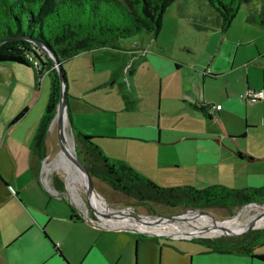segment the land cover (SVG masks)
Returning <instances> with one entry per match:
<instances>
[{
  "label": "crops",
  "instance_id": "1",
  "mask_svg": "<svg viewBox=\"0 0 264 264\" xmlns=\"http://www.w3.org/2000/svg\"><path fill=\"white\" fill-rule=\"evenodd\" d=\"M240 11L223 33L217 16L211 20L191 10L180 18L171 10L155 39L141 37V43L126 52L120 46L105 48L123 53L124 64L117 63L109 75L121 86L122 71L131 73L133 66L147 60L160 78L157 93L151 91L142 98L129 89L121 90L118 112L132 111L136 102L144 100L151 113L145 122L123 123L106 137L141 144L190 143L185 152L188 160L203 171L219 168L223 160L232 166L246 160L254 173L246 179L248 188L264 187V135L257 134L264 132V29L246 20L249 11L256 15L255 6ZM162 31L165 34L159 39ZM175 50L186 55L173 56ZM129 57L131 65L125 68ZM182 69L186 76L181 71L180 83L170 90L164 77ZM247 91H261L263 98L249 100ZM71 112L72 108V124ZM113 114L117 119L116 111ZM176 117L185 124L168 123ZM75 126L72 124L77 131L94 136L93 141L103 137L96 127ZM32 137L23 142V153L16 151L14 141H8L10 147L0 146V264H264L257 256L264 253V243L250 254L225 252L204 248L198 240L145 237L142 232L111 229L83 218L79 210L72 211L74 205L64 195V175L60 177L53 169L48 172L44 167L47 155L42 160L33 155ZM241 142L257 147H242ZM182 156L178 153L175 160ZM125 164L151 178L131 158H125ZM53 176L62 180L63 192L54 187Z\"/></svg>",
  "mask_w": 264,
  "mask_h": 264
},
{
  "label": "rangeland",
  "instance_id": "2",
  "mask_svg": "<svg viewBox=\"0 0 264 264\" xmlns=\"http://www.w3.org/2000/svg\"><path fill=\"white\" fill-rule=\"evenodd\" d=\"M184 1L185 0H183V2ZM256 1L257 0H252L249 6H255ZM195 3L198 4L200 11H202L205 18L213 20L216 14L213 8L208 4L207 0H197ZM175 8L176 4H172L166 9L162 23L167 22V16L171 10H173L175 15ZM245 8L246 6L242 5L240 10H244ZM163 34H165L164 31L160 34L159 39L163 38ZM141 37L144 39H152L151 35L141 32L135 36L122 40L120 43L121 49H125L126 52V50H128L133 44L141 43ZM122 54V52L117 54L111 50L99 49L78 54L62 63L66 79V92L68 96L67 105L70 107L69 110L72 108L73 111L71 112V117H73L72 124L74 127L76 128L75 124L85 130H90L91 128L96 127L101 133H103V137L95 139L93 143H95V145H97L108 158L124 163L125 158H131L133 162L141 166L142 171L149 175L152 180L148 179L158 187L176 188L190 186L200 190L208 186L223 185L230 188L248 189L249 185L246 183V179L253 178L254 173L253 170L248 167L250 165L246 163V160H241L238 164L234 163L233 166L223 160L219 168L203 171L202 169L192 166V163L189 161L190 159L188 160V155L185 152H187V148L190 147V143H184L179 146L162 144L161 142L160 144L162 145L153 143L141 144L127 142L120 138L111 139L106 137L107 133L111 132L115 127H121L123 123H125L126 126L128 123L137 124L145 122L148 120V113H151V110H148L146 107L144 100H141L136 103L134 102L136 106L132 111L123 113L125 120H122L123 114L118 112L119 109L122 108V103H120L121 90L123 92L129 89V91H133L134 94L142 98V96L148 92L151 93V91H155L157 93V89L160 88V78L155 71L151 60L133 66L131 73H126L125 70L124 72L122 71V79L120 78L119 81H122L123 86L114 82L109 75L111 74L112 69L116 67L117 63L121 62V64H124ZM175 55L183 57L186 53L182 50H175L173 56ZM151 59L153 61V58ZM130 60L131 57L127 59L125 68H128L131 65ZM181 71L185 72L184 75L186 76L185 69H182L164 77V82L166 79L170 90L176 89L177 84L180 83V76L183 74ZM49 82L50 81L46 76H44L42 80H38L36 71L33 67H26L12 62L0 63V146L4 144L5 146L10 147L11 144H9L8 141H14L16 142V144H14L16 146V151L18 150L19 153H23V151L26 150L23 142L27 141L32 135H34L37 125L45 112L50 92ZM24 109H27L25 114L14 122L17 115ZM113 111H116L117 119H114ZM185 122V120H182L179 117L168 120L169 124H178V126H183ZM87 123L92 126L88 127ZM65 130L66 132L64 131V136L66 138L67 133L68 142L75 154L73 137L68 127L67 120L65 123ZM73 131L76 132L74 128ZM257 134L258 136H263L264 132L260 131ZM163 135H165V133H163ZM117 136H119V134ZM64 144L65 143L62 144V149ZM241 146L249 147L251 149L257 147L254 143L242 142ZM45 147L47 156L44 167L48 168V172H51L53 169L60 177H63L65 174L62 169L63 167H55L60 150L55 123L48 127ZM178 153L183 156L181 159L175 160ZM237 158L235 157V160L239 161ZM185 160L191 165L185 167V164L183 163L186 162H180ZM175 161H178V163L174 164ZM91 183L95 191L100 195V198L111 211L108 213V215H112L110 217H114L117 215L116 213L121 215L119 211L124 212L125 217L117 216V218L111 221L113 224L119 226H121L120 223H116L114 220L119 219L126 223L124 220V218H126V212L139 214L144 217H154L157 214L170 215L188 209L179 205L173 206L150 201H139L127 196L124 197L119 192L113 191L106 184L98 180H93ZM64 195L74 205V210L80 211L83 218L85 216L98 225L113 226L104 223V217L100 219L97 211L92 207L94 205L99 211L102 210L99 208L97 201L91 195H87L86 189L82 184L76 183L75 189L67 187ZM62 203L64 209L69 211L70 208L68 205L65 204V202ZM251 204L252 201L241 207L234 206L230 209L219 206L206 207L204 209L197 208L200 211L210 213L217 220L214 221L210 217L195 215L183 219L187 220V224L180 219L170 220L171 222L162 221L164 225L160 228L172 231L181 230L183 234L191 235L186 239L221 236L222 234L216 236L198 234L197 236H194L193 234L195 233L189 234L188 232L196 225H202L206 229H215L213 223L218 225L221 223L224 224L230 220L233 214H238L242 209L243 210L240 214L241 220L251 218L255 215L252 221L256 227L255 229L263 228L264 209L260 210L261 207L258 204V206L253 205L250 208L249 205ZM101 220L104 221L102 222ZM159 223L160 221L154 223L146 222L143 225L157 226L159 228ZM155 235L161 236V239L168 237L164 235ZM177 238L182 237L178 236Z\"/></svg>",
  "mask_w": 264,
  "mask_h": 264
},
{
  "label": "trees",
  "instance_id": "3",
  "mask_svg": "<svg viewBox=\"0 0 264 264\" xmlns=\"http://www.w3.org/2000/svg\"><path fill=\"white\" fill-rule=\"evenodd\" d=\"M197 0H0V63L12 62L33 67L38 80L48 77L50 92L35 133L31 140L33 155L42 160L46 156L45 141L48 127L55 115L59 99V77L55 65L45 51L50 52L61 64L78 54L99 49H119L122 40L141 32L153 39L159 34L166 9L176 4L180 18L186 12L194 11L203 16ZM213 8L221 32H226L240 11L252 0H207ZM248 5V6H247ZM197 6V7H196ZM256 15L248 13L246 20L264 29V0L255 3ZM43 47V48H42ZM66 92V99H67ZM27 109L22 110L14 122L20 119ZM68 127L71 131L75 154L90 172L92 178L106 184L124 197L139 201L204 209L219 206L230 209L251 201L264 202V187L231 189L223 185L208 186L197 190L190 186L176 188L158 187L152 181L135 172L124 162L107 158L95 143L94 136L83 134L73 127L69 108H66ZM65 126V120H63ZM66 132V130L64 129ZM63 144V143H62ZM70 170L83 181L78 168L70 162ZM67 187L75 189L77 182L65 174ZM54 187L63 192V182L53 176ZM86 189V188H85ZM94 192V190H93ZM98 203L108 208L97 194L89 193ZM255 205V204H251ZM249 205V206H251ZM106 220L110 218L104 211ZM72 211L74 207L71 206ZM108 216H107V215ZM74 215V213H72ZM77 216V215H76ZM217 233V232H216ZM147 236L146 234H141ZM159 238V236H153ZM202 243L204 248L250 254L255 246L264 243V227L251 229L242 235H221L216 237L191 238ZM264 259V253L257 254Z\"/></svg>",
  "mask_w": 264,
  "mask_h": 264
},
{
  "label": "bare ground",
  "instance_id": "4",
  "mask_svg": "<svg viewBox=\"0 0 264 264\" xmlns=\"http://www.w3.org/2000/svg\"><path fill=\"white\" fill-rule=\"evenodd\" d=\"M66 119H67V117H66V114H65V115H64V118H63V120H65V123H66ZM63 143H65V144H64V147H63L62 151L59 152V157H58V159H57V163L55 164V167H56V168L59 167V166L63 167L62 169L64 170L65 175H66L69 179H71V180H73V181H75V182H77V183H79V184H82L85 188L87 187L89 193H90V192L94 193L93 190H95V189H94L92 183H91V185H90V182H89L88 176H87L84 172L80 171V172L82 173L83 178H84V181H83L80 177L76 176V175L70 170V168H69V166H70L69 158H73V156H74V152H73V150H72V148H71V146H70V144H69V142H68V136H67V133H66V138H65V136L63 137ZM68 157H69V158H68ZM56 168H55V169H56ZM59 169H60V168H59ZM89 195H90V194H89ZM98 202H99L100 207H101L104 211H106V212H108V213L111 212L108 208H105L104 205H103L102 203H100L99 200H98ZM252 204H254V203H252ZM255 205H257V204H255ZM251 206H253V205H251ZM251 206H249V207L251 208ZM257 206H258V205H257ZM247 207H248V206H247ZM249 207H248V208H249ZM260 207H261L260 210H263V209H264V205H260ZM92 208L95 209V210L97 211L98 216L100 217V219H102L103 217L106 218L104 212L99 211L94 205H93ZM257 208H258V207H257ZM242 210H243V209H242ZM242 210H240V211L238 212V214L233 215V216L230 218V220L227 219L228 221L225 222L224 224L221 223V224L218 225V224L213 223V226H214L215 229H206V228H204L202 225H196L195 227H192L193 229H192L191 231H189L188 233H189V234H193V233H195V234H205V235L207 234V235H215V236H216V235H221V234H223V233L241 232V231L251 230V229L255 228L254 222H252L253 219H254V216H255V215H253L251 218H248V219H245V220H241V219H240V214H241ZM249 210H250V209H249ZM116 214H117L116 217H117V216H119V217H123V216H124V217H125L124 212H123L122 215H119L118 213H116ZM195 215H202V216L210 217V216H208L207 214H199V213L196 212V211H186V212L180 214V217H181L180 220H183V219H185V218H189V217H193V216H195ZM210 218H211V217H210ZM124 220L126 221V223H124L122 220H119V219L114 220V222H116V223H120V225H123V226H131V227H133V228H136V229H139V230H142V231H145V232L158 233V234L185 235V234H183V233L181 232V230H178V231L173 230V231H172V230H169V229H161L160 227H161L162 225H164V223H162V221H164V222H171L170 220H167V219H165V220H147V218L144 217V216H142V217L140 218V217L129 216V215L126 213V218H124ZM101 221L103 222L104 220H101ZM133 221H134V222H133ZM135 221H136V223H135ZM156 221H157V222L160 221V223H159V228H158L157 226H147V225H146V226H147V227H146L145 225H143V224L146 223V222L154 223V222H156ZM183 221H184L186 224L188 223L187 220H183ZM197 221H198V220H197ZM181 222H182V221H181ZM200 222H201V221H200ZM249 222H250V223H249ZM104 223H108V224H110V225L115 226V224H113V223L111 222L110 218H108V220H106V222H104ZM133 223H135V224H133ZM247 223H249V224H247ZM245 224H247V225H245ZM243 225H245V226L242 227ZM116 226H117V225H116ZM189 226H190V225H189ZM118 227H120V226H118ZM241 227H242V228H241ZM240 228H241V229H240ZM236 229H238V230H236ZM184 231H185V229H184ZM216 231H217V233H216Z\"/></svg>",
  "mask_w": 264,
  "mask_h": 264
},
{
  "label": "water",
  "instance_id": "5",
  "mask_svg": "<svg viewBox=\"0 0 264 264\" xmlns=\"http://www.w3.org/2000/svg\"><path fill=\"white\" fill-rule=\"evenodd\" d=\"M43 48V47H42ZM46 54H48V56L51 58V60L53 61L54 65H55V69L58 73V77H59V83H60V89H59V99H58V103L56 106V112L55 115L50 123V126L55 123L56 126V134H57V140H58V144H59V152L62 151V141H63V137H64V123H63V118L64 115L66 114V108H67V99H66V79H65V75L62 73V69H61V64L58 63L56 57H54L50 52L45 51ZM69 158V157H68ZM69 161L73 164V166H75L76 168H78L80 171L84 172L89 179L90 185H91V181L96 180L94 178H92L90 172L87 170V168L82 164V162L77 158L76 154H74L73 158H69ZM95 194H97L98 196H100L95 190H94ZM86 193L87 195L89 194L88 188L86 187ZM251 203V202H250ZM252 203L258 204V205H264V202H259V201H252ZM243 206V205H242ZM241 207V206H240ZM186 211H196L199 214H207L208 216H210L214 221H216L217 219H215L210 213L205 212V211H200L196 208H188L185 209L181 212L178 213H174V214H170V215H161V214H157L154 217H146L147 220H179L181 219L180 214L186 212ZM119 213L122 215L123 212L119 211ZM129 216H134V217H142L139 214H135V213H129L126 212ZM235 215V214H233ZM232 215V216H233ZM116 216V215H115ZM224 220V219H223ZM107 228H111V229H122V230H132V231H138V232H142L144 234L147 235H164V236H168V237H174L177 238L178 236L182 237V238H188L191 235H174V234H158V233H151V232H145L136 228H133L131 226H105ZM256 228V227H255ZM253 228V229H255ZM249 230H245V231H241V232H230V233H223L222 235H242L247 233ZM194 236H197L198 234H193Z\"/></svg>",
  "mask_w": 264,
  "mask_h": 264
},
{
  "label": "built area",
  "instance_id": "6",
  "mask_svg": "<svg viewBox=\"0 0 264 264\" xmlns=\"http://www.w3.org/2000/svg\"><path fill=\"white\" fill-rule=\"evenodd\" d=\"M246 97L249 100L256 101V100H260L263 98V93L261 91L260 92L247 91ZM215 108L220 109V105H216Z\"/></svg>",
  "mask_w": 264,
  "mask_h": 264
}]
</instances>
